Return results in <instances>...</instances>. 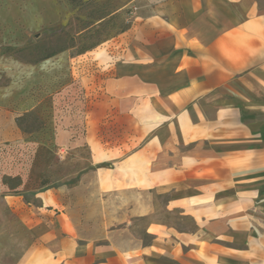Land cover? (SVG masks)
<instances>
[{
    "label": "crops",
    "instance_id": "crops-1",
    "mask_svg": "<svg viewBox=\"0 0 264 264\" xmlns=\"http://www.w3.org/2000/svg\"><path fill=\"white\" fill-rule=\"evenodd\" d=\"M143 1L104 86L129 136L90 123L92 182L0 264H264V0Z\"/></svg>",
    "mask_w": 264,
    "mask_h": 264
},
{
    "label": "rangeland",
    "instance_id": "rangeland-1",
    "mask_svg": "<svg viewBox=\"0 0 264 264\" xmlns=\"http://www.w3.org/2000/svg\"><path fill=\"white\" fill-rule=\"evenodd\" d=\"M142 5L0 0V263L14 262L29 245L22 219L41 191L56 189L65 200L69 186L92 182L85 176L90 123L112 141L129 136L104 86Z\"/></svg>",
    "mask_w": 264,
    "mask_h": 264
},
{
    "label": "trees",
    "instance_id": "trees-1",
    "mask_svg": "<svg viewBox=\"0 0 264 264\" xmlns=\"http://www.w3.org/2000/svg\"><path fill=\"white\" fill-rule=\"evenodd\" d=\"M54 54H56L55 52L49 53L48 55H46V58H49L51 56H53Z\"/></svg>",
    "mask_w": 264,
    "mask_h": 264
}]
</instances>
